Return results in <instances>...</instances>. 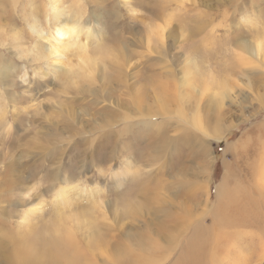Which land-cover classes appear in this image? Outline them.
<instances>
[{
	"label": "rangeland",
	"instance_id": "1",
	"mask_svg": "<svg viewBox=\"0 0 264 264\" xmlns=\"http://www.w3.org/2000/svg\"><path fill=\"white\" fill-rule=\"evenodd\" d=\"M50 3L0 0V264H56L66 232L89 264H195L194 226L264 264V0H60L85 47L65 67Z\"/></svg>",
	"mask_w": 264,
	"mask_h": 264
},
{
	"label": "bare ground",
	"instance_id": "2",
	"mask_svg": "<svg viewBox=\"0 0 264 264\" xmlns=\"http://www.w3.org/2000/svg\"><path fill=\"white\" fill-rule=\"evenodd\" d=\"M60 2V0H51V3H50V6H51V16H50V20H49V26H50V28H51V31H50V35H52L53 36V39H54V42H52V50L50 51V54L51 55H55V58H56V60H55V62H58V63H60V65L61 66H66L65 65V62H61V61H59V59L60 58H62L63 56H65V51L66 50H74V49H80L79 51L81 52V51H84V49H85V47H84V45H82L81 43H79L78 42V40H76L78 37H79V35L83 32V28L81 27L80 29H79V22H80V18H76L75 19V17L77 16V14H75V13H73V14H70V12L69 11H67L66 10V6H64L63 8H59V3ZM200 28V27H199ZM32 29V31L33 32H39L38 30H37V28H36V25H33V27L31 28ZM87 29V28H86ZM40 33V32H39ZM41 35V34H40ZM88 35V34H87ZM44 36H46V35H44ZM47 37V36H46ZM45 38V37H44ZM246 47V46H245ZM80 54H82V53H80ZM42 57H43V55H42ZM89 57V56H88ZM117 58V57H116ZM66 60V59H65ZM86 60V64H85V66H89V67H91L92 66V62L93 61H91V60H89V58L88 59H85ZM118 66V65H117ZM12 67V65H11V63H9V61H5V62H1L0 63V83H7V81H8V77L10 76V72H11V68ZM121 68V67H120ZM118 70H120V69H118ZM157 78V77H156ZM158 80H159V78H157ZM150 80V79H149ZM155 81V80H154ZM160 81V80H159ZM158 81V83L156 84V85H154V87H157L158 88V91H157V93L159 94V95H162L163 97H165V99H166V96L168 95H170V96H173L172 94H169L168 93V91H167V84L166 83H164V82H159ZM189 83V81L186 83V84H188ZM152 85V86H153ZM151 86V87H152ZM154 89V88H153ZM152 89V90H153ZM158 94H157V96H158ZM169 96V97H170ZM168 97V98H169ZM160 98V97H159ZM136 100H138L137 98L134 100V101H136ZM159 101H162L161 99H158ZM138 107V106H137ZM163 107V106H162ZM139 113H141V114H144L145 112H146V109L145 108H137L136 109ZM149 111H151V110H149ZM183 111V110H182ZM181 111V112H182ZM147 113H150V112H147ZM184 113V112H183ZM158 114V113H157ZM195 125L196 126H198V127H201V122L200 121H198V120H196V117H195ZM154 146V145H153ZM154 157V156H153ZM54 161V160H53ZM264 166V165H263ZM264 169V168H263ZM262 170V169H261ZM263 173V175H264V170L262 171ZM55 172H53V174H52V176H55V174H54ZM59 174V173H58ZM56 177V176H55ZM54 177V178H55ZM205 182V181H204ZM55 190H56V188H55ZM152 190H153V188H152ZM61 191V190H60ZM65 191V190H64ZM150 191V190H149ZM148 192V191H147ZM63 194V193H62ZM59 195V194H58ZM64 195H66L65 193H64ZM154 198H156L155 196H154ZM163 198V197H162ZM158 200H160V198H158ZM229 202V201H228ZM133 203L134 202H131L130 204H129V209H131V208H133ZM128 204V203H127ZM135 204V203H134ZM37 206H38V204H37ZM223 206V205H222ZM221 206V207H222ZM229 206V205H228ZM225 207V206H224ZM223 207V208H224ZM233 207V206H232ZM226 209V208H225ZM35 210H37V209H35ZM155 210V215L157 214V212L159 211H162L163 209L162 208H159L158 207V209L156 208V209H154ZM133 211V210H132ZM167 213H168V211H167ZM166 213V214H167ZM227 213H228V211H227ZM233 213V212H232ZM242 213V212H241ZM240 213V214H241ZM172 214V213H171ZM203 213H201L200 215H202ZM207 214H209V213H207ZM206 214V215H207ZM167 215H169V214H167ZM175 216V215H174ZM229 216V215H228ZM238 216V215H237ZM237 216H235V217H237ZM178 217H179V215H178ZM184 217V216H183ZM196 217H198V215L196 216ZM215 215H214V217H213V219H215ZM166 219H168V218H166ZM174 219V218H173ZM194 220H195V218H193ZM192 219V220H193ZM191 220V221H192ZM198 220V219H197ZM181 221V220H180ZM201 221V220H200ZM199 221V222H200ZM204 221V220H203ZM215 221H221V228H224V231L225 230H227L228 228H230V227H233V228H236V229H238V225H236L239 221H238V219H233V220H229V219H225L223 222H222V220L220 219V218H217ZM156 222H157V226L159 227V229L164 233H168V234H172V230H174L173 228H169V225H168V223H166V221L165 220H163V219H159V218H157L156 219ZM171 222V221H170ZM174 222V221H173ZM194 224V223H193ZM200 224V223H199ZM202 224V223H201ZM212 224V223H211ZM192 224L191 223H189V225H188V227H190ZM213 225V224H212ZM215 225V224H214ZM213 225V226H214ZM226 225V226H225ZM211 226V225H210ZM209 226V227H210ZM208 227V226H207ZM204 229V232H206V234H203V230ZM72 230V229H71ZM70 230V231H71ZM181 229H179V231H180ZM215 230H216V228H215ZM72 232V231H71ZM192 232H195V234H194V238L193 239H195V238H197L198 239V243H196L195 245H194V243H193V239H191V238H189V241L191 240V245H193V248H194V246H195V248L193 249V250H195V252H197V251H201L202 252V257H204V255H205V253L208 251V253L206 254L207 255V257L205 258V259H202V257H201V260H199V261H197V262H195V264H202V263H206V264H225V263H229L230 261H232L231 259L233 258V257H228L229 255H228V252H229V250H231V252L233 253V251H232V249H229V250H227V249H220V250H218L219 249V245H220V243L218 244V240H215V242H214V239H212L211 238V236L209 237V235L211 234V231H210V229H208V228H205L204 226L202 227H196V226H194V228H193V231ZM164 233V234H165ZM180 233V232H179ZM182 233H184V232H182ZM70 234H72V233H69V232H66V234L64 235V237H65V239H64V237L62 238L61 237V239L60 240H58V242L56 243V245L54 246V250L53 251H50V250H47L46 252H48L49 254V256H50V258H51V260H52V262H54V263H56V264H89L88 263V261H89V258H87V255H86V251H85V249H83L82 247H79L78 246V244H76L77 245V247H75L74 245H72L71 244V241H70ZM160 234H161V232H160ZM170 234V235H171ZM213 234V233H212ZM243 234V233H242ZM146 236V235H145ZM162 235H160V237H161ZM179 236V235H178ZM181 236V235H180ZM216 236V235H215ZM73 237V236H72ZM76 237V236H75ZM97 237V236H96ZM100 237V236H99ZM97 238V240H95L96 241V243L99 241H101V239L100 238ZM170 237V236H169ZM207 237H209V238H207ZM213 237H214V234H213ZM150 238V237H149ZM157 238H158V236H157ZM220 238V237H219ZM219 238H216V239H219ZM54 239V238H53ZM74 239V238H73ZM141 239H144V235H143V237H141ZM147 238H145V240H146ZM160 239V238H159ZM170 239V238H169ZM179 239H180V237H178V241H179ZM221 239V238H220ZM145 240H144V243H147L151 248H156L158 245H159V242L157 241V240H152L151 238H150V240L148 241V242H145ZM238 240V239H237ZM236 240V241H237ZM75 241V240H74ZM78 241V240H77ZM141 241V240H140ZM234 242V250H236L237 249V246L239 245L238 244V242H240V241H238V242ZM143 242V241H142ZM74 243V242H73ZM172 244V243H171ZM233 244V243H232ZM54 245V244H53ZM141 245H143V243L141 244ZM141 245H139V249L140 250H143L144 252H146V249H147V247L146 248H143V246H141ZM118 246V245H117ZM149 247V248H150ZM51 248V247H50ZM128 249V248H127ZM154 250V249H153ZM119 251L120 250H118V252L117 253H115V257L117 256V255H119V257H120V254H119ZM36 248H34L33 246H25L24 245V247H23V249H22V253L21 254H19L18 256H16V259H17V264H35L36 262L34 261V259H33V256H35L36 255ZM45 252V253H46ZM121 252H122V250H121ZM129 252H131V250L129 251ZM128 252V253H129ZM133 252H135V250L133 251ZM151 253V252H150ZM149 253V254H150ZM132 254H134V253H132ZM147 255H148V253H147ZM205 255V256H206ZM230 255L232 256L233 254H231L230 253ZM134 257H135V254L133 255ZM146 258V255L144 254V253H142L141 251L140 252H137L136 253V258ZM148 257V256H147ZM228 257V258H227ZM235 257V256H234ZM117 258V257H116ZM53 259H54V261H53ZM157 262V261H156ZM155 262V263H156ZM158 263V262H157ZM161 263V262H160Z\"/></svg>",
	"mask_w": 264,
	"mask_h": 264
}]
</instances>
